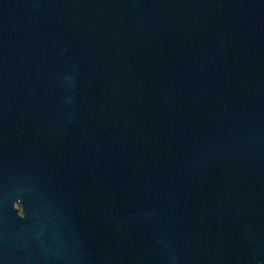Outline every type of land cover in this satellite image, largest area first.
<instances>
[{
    "label": "water",
    "instance_id": "1",
    "mask_svg": "<svg viewBox=\"0 0 264 264\" xmlns=\"http://www.w3.org/2000/svg\"><path fill=\"white\" fill-rule=\"evenodd\" d=\"M0 264H264V0H0Z\"/></svg>",
    "mask_w": 264,
    "mask_h": 264
}]
</instances>
